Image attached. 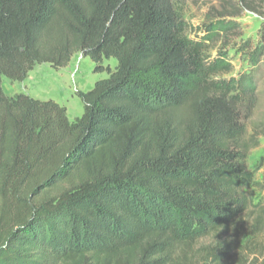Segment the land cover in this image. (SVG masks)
<instances>
[{
	"label": "trees",
	"instance_id": "trees-1",
	"mask_svg": "<svg viewBox=\"0 0 264 264\" xmlns=\"http://www.w3.org/2000/svg\"><path fill=\"white\" fill-rule=\"evenodd\" d=\"M256 1L220 17L264 19ZM186 33L171 0H0V220L17 208L0 264H264L254 79H223L232 64ZM259 36L254 62L264 20ZM77 53L108 77L76 93L73 122L52 100L4 94L3 77Z\"/></svg>",
	"mask_w": 264,
	"mask_h": 264
},
{
	"label": "rangeland",
	"instance_id": "rangeland-1",
	"mask_svg": "<svg viewBox=\"0 0 264 264\" xmlns=\"http://www.w3.org/2000/svg\"><path fill=\"white\" fill-rule=\"evenodd\" d=\"M171 1L187 26L189 39H210L203 42L204 59L211 61L224 56L232 64L233 72L223 79H237L242 74L253 77L256 106L245 125L249 132L256 130L261 135L258 138L259 146L250 153L248 166L255 171V180L264 183V54L255 62L250 60L255 48L263 45L259 32L264 19L246 10L238 17H220V14L231 12V0ZM254 4L258 7L256 0ZM116 64L112 58L102 63L104 68L109 67L111 70H114ZM94 68L95 64L89 57L75 54L64 68L54 69L49 64L37 65L23 82H11L3 77L1 86L4 94L9 97L24 94L40 101L52 100L66 109L68 120L73 122L83 113V105L76 93L88 92L96 82L108 77L107 72H94ZM4 190L8 194V190ZM251 192L253 200L264 205V187L252 189ZM16 215L17 208L13 205L3 220H0V231L11 230Z\"/></svg>",
	"mask_w": 264,
	"mask_h": 264
},
{
	"label": "crops",
	"instance_id": "crops-1",
	"mask_svg": "<svg viewBox=\"0 0 264 264\" xmlns=\"http://www.w3.org/2000/svg\"><path fill=\"white\" fill-rule=\"evenodd\" d=\"M77 54H79V53H77ZM74 56V55H73Z\"/></svg>",
	"mask_w": 264,
	"mask_h": 264
}]
</instances>
